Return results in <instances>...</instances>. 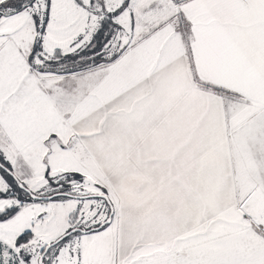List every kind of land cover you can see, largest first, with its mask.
Listing matches in <instances>:
<instances>
[{
    "label": "snow or ice",
    "instance_id": "1",
    "mask_svg": "<svg viewBox=\"0 0 264 264\" xmlns=\"http://www.w3.org/2000/svg\"><path fill=\"white\" fill-rule=\"evenodd\" d=\"M0 264H264V0H0Z\"/></svg>",
    "mask_w": 264,
    "mask_h": 264
}]
</instances>
